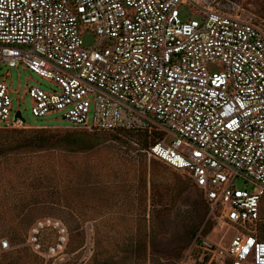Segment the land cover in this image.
<instances>
[{
  "label": "built area",
  "instance_id": "built-area-1",
  "mask_svg": "<svg viewBox=\"0 0 264 264\" xmlns=\"http://www.w3.org/2000/svg\"><path fill=\"white\" fill-rule=\"evenodd\" d=\"M184 4L204 19L185 20ZM84 27L96 32L93 48L85 45ZM0 64L26 66L58 84L30 87L36 117L62 111L72 128L164 132L149 156L185 173L203 193L209 215L236 231L228 244L199 234L203 261L264 264L261 24L192 0H0ZM0 127H32L14 110L4 81ZM238 176L253 190L237 188ZM87 225L75 264H87L95 252V228ZM46 229L57 235L48 250L40 242ZM29 243L47 264L71 260L69 230L60 218H39ZM0 247L10 249L9 240Z\"/></svg>",
  "mask_w": 264,
  "mask_h": 264
},
{
  "label": "trees",
  "instance_id": "trees-1",
  "mask_svg": "<svg viewBox=\"0 0 264 264\" xmlns=\"http://www.w3.org/2000/svg\"><path fill=\"white\" fill-rule=\"evenodd\" d=\"M154 135L153 132L142 130L90 131L75 128L61 131L46 127H0V239L8 237L11 246L8 250L0 247V264H47L46 259L27 243L31 226L46 216L60 218L71 229H75L81 222L99 219L96 227L97 250L91 264H116L111 245L115 254L134 251L140 246L145 248L157 237V219L165 212L158 208L155 197L151 209H148V183L154 187L167 186L171 192L175 191L178 186L177 170L154 156L150 157L151 163L148 166L147 159L134 162L132 159H136L135 156L129 154L130 162L136 166L134 170L142 169L144 172L139 198L142 201L143 217L137 220L141 223L137 233L111 235V221L118 224L123 219V214H111V200L114 205L121 198L137 199L134 175H124L123 168H115L113 179L119 182L126 193H114L115 185H111V175L96 172L92 164L83 166L78 157L104 145H111L107 144L109 140L114 141L112 147L117 148L116 153L124 149L125 154L141 151L144 156H149V146L158 138ZM107 151L111 154V150ZM109 164L105 162V165ZM149 171L150 178L147 174ZM198 195L193 207L187 210L191 221V238L206 218L201 214L204 197L199 189ZM82 207H87L90 214H81ZM95 211L99 214H92ZM209 213L208 207L204 235H208L219 223L218 214ZM148 214L150 219L147 218ZM127 219L135 221L134 216ZM261 231V238L264 239V228ZM42 233V243L57 239V235L54 236L56 232L51 229ZM85 240L83 235L81 245ZM202 264H206V260Z\"/></svg>",
  "mask_w": 264,
  "mask_h": 264
},
{
  "label": "rangeland",
  "instance_id": "rangeland-1",
  "mask_svg": "<svg viewBox=\"0 0 264 264\" xmlns=\"http://www.w3.org/2000/svg\"><path fill=\"white\" fill-rule=\"evenodd\" d=\"M192 2H197L205 8H215L233 14H239L243 18L259 23L264 27V0H192ZM181 12L182 17L185 20L199 19L202 21L204 19L203 14L192 4L182 5ZM82 35L87 47L93 48L98 43L97 35L93 28H82ZM0 81H4L8 84L13 98V108L14 110H22L27 125L32 126L30 128L46 127L61 131L75 129L71 128L73 126L72 123L63 117L62 111H53L47 114L45 117H36L32 112L34 101L29 93L30 87L40 86L46 90L58 89L59 86L55 81L38 75L26 66L20 65L19 67H9L6 64H0ZM153 133L156 134L154 135L156 138L164 136V132L157 128L154 129ZM169 137V140L171 141L173 136L170 135ZM108 142L109 143L107 144L111 145H104L102 148L82 154L78 158L83 166L92 164L96 172H101L105 176L111 175V185H115L114 193L124 194L123 192H125L119 182L113 179V170L115 168H120V170L123 168L122 172L124 175H134L133 184L136 185V188L134 189L137 191V199L132 200L130 197H127V199L121 200V198L120 201L114 205L113 201L111 200V214L116 216L123 214V217H121L123 219H121L118 224H116L114 221H111V235L120 234V236H126L129 233L131 234L138 232L141 223L137 220H142L143 217L142 201L139 198L142 193V178L144 177V172L142 169L134 170L136 166L130 162L131 158L129 157V154H131L133 157L135 156L136 159H132L134 162H138L137 160L141 161L142 159H147L148 166H150L151 158L150 156H144L142 153H140L141 151L129 152L128 154H125L124 149H120L121 153H116L117 148L112 147L114 141L109 140ZM106 149L111 150V154H109ZM112 153L115 154V157ZM105 162L110 164L105 165ZM147 174L148 178H150V171L147 172ZM176 179L178 186L175 191L172 192L170 190L171 188H168L167 186L158 185L154 187L150 182L148 183V196L150 199L148 209H151V202L153 197H155L158 208L165 210V212L161 215L156 214V216L160 215L157 219L159 233L157 237L152 242L148 243L145 248L140 246L134 251L115 254L111 245V253L113 254V260H115L114 263L202 264L204 262V257L202 256V250L197 243L199 234L209 237L211 240L218 243L228 244L230 242L236 231L228 224L224 223L220 218L219 223L215 226V228L208 235H204V225L205 221L208 219V214L206 215L208 206L205 200L203 202L204 208L201 210L203 218L204 215L206 216L205 221L201 224V226H199L196 235L191 238V221L188 219L187 210H190L193 207L195 199L199 198L198 189L189 180L187 175L179 170H177ZM234 184L239 189H248L250 191H252L254 187V184L243 176H238L235 179ZM82 208L80 209V213L85 212V214H90V211L87 209V207ZM92 214H99V212L95 211ZM262 214H264V210ZM132 216H134L135 221L130 222L127 218H132ZM147 218L150 219V214L147 215ZM98 222L99 219H91L83 223H79V226H76L75 229H71L68 226L69 244L67 247V252L71 255V260L67 261V264H75V262L80 258V254L78 252L81 250L87 240H85L83 245H81L80 241H82L83 235H85V239H87V227H89L87 225L88 223H92L95 228V252L87 264H91L93 262L97 250L96 227ZM261 228H264V223H262L260 226V229ZM55 235L56 234H54V236ZM5 239H8V237L1 238L0 244L2 240ZM55 242L56 241L54 240L52 242L44 241L41 243L43 248L48 250V248ZM27 243L31 248H33V246L29 243V239ZM55 262H59V260H56ZM49 264H53V261H49Z\"/></svg>",
  "mask_w": 264,
  "mask_h": 264
},
{
  "label": "water",
  "instance_id": "water-1",
  "mask_svg": "<svg viewBox=\"0 0 264 264\" xmlns=\"http://www.w3.org/2000/svg\"><path fill=\"white\" fill-rule=\"evenodd\" d=\"M18 115H21L20 113H18Z\"/></svg>",
  "mask_w": 264,
  "mask_h": 264
}]
</instances>
